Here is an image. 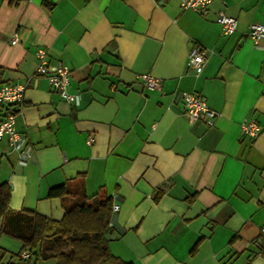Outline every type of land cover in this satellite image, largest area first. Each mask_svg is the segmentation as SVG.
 Segmentation results:
<instances>
[{
    "label": "crops",
    "instance_id": "1",
    "mask_svg": "<svg viewBox=\"0 0 264 264\" xmlns=\"http://www.w3.org/2000/svg\"><path fill=\"white\" fill-rule=\"evenodd\" d=\"M220 10L236 17L231 34ZM252 22H264V0H213L204 13L179 0H0V82L24 86L15 128L33 149L20 165L0 137L9 207L59 220L79 194L51 187L103 190L119 205L110 251L132 264H264V38L253 41ZM194 46L205 53L200 72L186 64ZM37 48L49 71L69 67L77 104L36 72ZM180 91L205 98L212 125L188 120ZM7 111L0 104V120ZM249 119L261 125L255 138L240 133ZM21 246L0 233L3 262Z\"/></svg>",
    "mask_w": 264,
    "mask_h": 264
},
{
    "label": "trees",
    "instance_id": "2",
    "mask_svg": "<svg viewBox=\"0 0 264 264\" xmlns=\"http://www.w3.org/2000/svg\"><path fill=\"white\" fill-rule=\"evenodd\" d=\"M80 196H79V195ZM48 195L78 198L68 205L61 219L54 220L35 210H13L8 205L10 186L0 183V233L21 241L17 261L0 264H32L37 259L53 264H132L114 255L108 245V222L112 197L101 190L87 196L71 192L65 183L53 186ZM27 250L29 257H21Z\"/></svg>",
    "mask_w": 264,
    "mask_h": 264
},
{
    "label": "built area",
    "instance_id": "3",
    "mask_svg": "<svg viewBox=\"0 0 264 264\" xmlns=\"http://www.w3.org/2000/svg\"><path fill=\"white\" fill-rule=\"evenodd\" d=\"M213 0H179L181 8H188L194 11L204 13L209 4ZM216 22L221 25L224 34H231L236 29V17L226 14L223 11H218L215 17ZM248 34L254 42H259L264 38V22H252L249 25ZM18 41V35L13 33L10 38L12 44ZM36 56V72L38 74L46 75L49 84L59 96L67 102L77 104L79 102V94L69 91V75L70 69L68 66L58 63L54 70L49 71L46 51L43 48L35 50ZM205 61V53L203 49L194 46L190 50L186 64L192 67L195 72H200ZM137 79L147 88L156 89L161 85L159 78L149 74L140 73ZM24 86L20 83L14 82H0V104L7 105L8 111L5 117L0 120V137L6 136L10 147L17 153V162L20 165L27 164L29 157L32 155V145L28 138L22 132L15 128V116L17 114L15 105L19 104L23 97ZM262 94H264V86H262ZM177 98L184 105V113L190 122L203 119L206 125H212L216 112L206 102L205 98L193 91H180ZM261 130V125L253 120H245L240 124V133L249 138L258 136ZM93 136L87 138V142L93 141ZM112 197V196H111ZM119 205L112 201L111 217L108 226L113 225L112 216L118 210ZM264 231V227L261 228ZM21 257H29L27 250L21 251Z\"/></svg>",
    "mask_w": 264,
    "mask_h": 264
}]
</instances>
